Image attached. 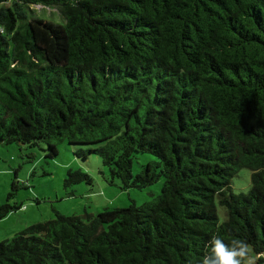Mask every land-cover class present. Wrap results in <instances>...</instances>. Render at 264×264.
<instances>
[{
	"label": "trees",
	"instance_id": "1",
	"mask_svg": "<svg viewBox=\"0 0 264 264\" xmlns=\"http://www.w3.org/2000/svg\"><path fill=\"white\" fill-rule=\"evenodd\" d=\"M64 140L123 191L163 179L159 195L56 213L1 242L0 264H200L213 235L264 264V0H0V144L54 158ZM82 182L69 171L67 195Z\"/></svg>",
	"mask_w": 264,
	"mask_h": 264
},
{
	"label": "rangeland",
	"instance_id": "2",
	"mask_svg": "<svg viewBox=\"0 0 264 264\" xmlns=\"http://www.w3.org/2000/svg\"><path fill=\"white\" fill-rule=\"evenodd\" d=\"M79 148L69 145L67 140L57 142L58 155L49 158L48 146L44 143L39 147L0 144V205H22L20 210L0 219V243L33 224L54 219L56 213L65 216L97 214L107 208L139 206L159 195L163 179L143 190L123 191L117 182L109 183V175L99 156L87 154L86 159L80 158L76 153ZM155 160L150 154L138 155L134 160V173L141 171V165ZM78 170L88 173L92 184L82 182L74 186V195L69 196L65 180L69 171ZM250 175L247 169L240 172V178L234 181L237 193L248 192Z\"/></svg>",
	"mask_w": 264,
	"mask_h": 264
},
{
	"label": "clouds",
	"instance_id": "3",
	"mask_svg": "<svg viewBox=\"0 0 264 264\" xmlns=\"http://www.w3.org/2000/svg\"><path fill=\"white\" fill-rule=\"evenodd\" d=\"M258 258L245 240L232 238L230 243H225L219 235H213L207 242L200 264H256Z\"/></svg>",
	"mask_w": 264,
	"mask_h": 264
}]
</instances>
